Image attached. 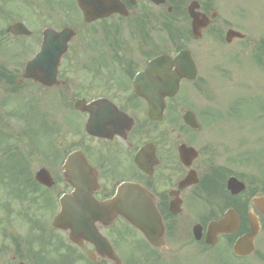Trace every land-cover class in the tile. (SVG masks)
<instances>
[{"label":"flooded vegetation","instance_id":"1","mask_svg":"<svg viewBox=\"0 0 264 264\" xmlns=\"http://www.w3.org/2000/svg\"><path fill=\"white\" fill-rule=\"evenodd\" d=\"M92 2H103L102 8L94 9L103 15L87 20L79 0H0V70L15 72L19 86L23 58L40 51L46 33L65 32L69 41L55 85L22 82H28L34 100L44 103L49 118L74 120L62 122L64 131L56 137L59 150L49 160L56 166L52 176L59 195L73 191L62 167L71 152L80 151L96 171L97 182L90 187L97 200L115 197L123 183L139 184L151 194L165 227L163 247H153L124 217H117L109 223H92L93 234L77 232V244L65 231L73 254L15 255V264H118L117 258L120 264H179V252L192 246L213 248L206 242L208 224L229 210L237 213L239 233L218 235L217 245L227 248L233 238L251 232L250 215L260 234L264 230V79L260 83L255 65L240 70L236 116L229 112L233 104L229 100L217 113L200 94L211 78L206 52L210 48L182 45L191 42V20L181 21L183 17L174 12L182 1L118 0L122 8L108 14L116 0ZM202 8L207 10L204 2ZM180 23H185V33L180 32ZM238 25L246 35L234 40L240 53L255 39L244 22ZM212 28L220 37L226 27L214 23L203 34ZM186 49L195 65L193 77L180 80L178 93L165 98L162 118L152 119L147 96L163 98L157 87L163 73L150 64L163 55L174 60ZM171 66L174 71V63ZM77 102L92 106L77 110ZM187 112L190 123L184 120ZM89 122L92 132L87 130ZM231 178L245 185L242 192L232 193ZM196 224L202 226L200 240L193 232ZM133 234L143 251L137 246L138 253H133ZM185 256L189 262L201 258ZM216 259L226 262L223 255Z\"/></svg>","mask_w":264,"mask_h":264},{"label":"rangeland","instance_id":"2","mask_svg":"<svg viewBox=\"0 0 264 264\" xmlns=\"http://www.w3.org/2000/svg\"><path fill=\"white\" fill-rule=\"evenodd\" d=\"M184 1V0H178ZM189 1V0H188ZM204 2H211L212 8L216 10L219 14L218 23L221 24L223 22H229V24H237L244 22L247 26L248 30L252 32L254 37L264 38V0H201ZM188 2H184L181 6V10L177 13L185 15L186 8ZM242 19L253 20L251 23L245 22ZM182 24L181 29L184 31V25ZM192 46H202L210 48V50L206 51L208 54L209 68L211 71V78L209 83L206 85L204 91L201 90V99L203 101L206 100V103L210 106L211 110H216L220 112L222 110L223 102L225 100H229L231 105L230 111L233 116H236L237 113V104L238 99H233L234 91L236 89L239 75L238 69L243 64H252L254 63L253 58L256 62H258L255 58V52L253 47H250L241 52L239 56L237 54V44L227 46L224 42L222 43L218 39L215 38V33L206 34V39L201 44H191ZM225 56L226 61L223 62L221 57ZM27 58L24 57L22 62H24ZM243 60V64L241 63ZM256 63V66L260 69L261 66ZM256 76L258 77L260 83L261 80L264 79V72H256ZM32 89V88H31ZM30 87L28 82H25L22 86L16 87L15 85L10 84L6 79H0V135L2 139V143H0V171L1 169L6 170L4 174V178L0 176V200L3 202L11 203L12 210L14 209V214H9L8 210H3L0 207V229L2 235L0 236V254L3 256L5 261H10L5 264H15V260L12 258L15 256L16 250L20 249L21 251H17L19 256L26 257L29 256V253H32L31 248L40 251L41 245L40 241L36 243H32L31 239L33 237L40 238L42 235L38 231H31L30 222L24 221L19 215L18 211L21 209H28V212L34 214L35 212L41 216L40 219L48 228L52 221L53 215L58 210L57 203V187L51 191H45L42 189L33 190L32 194L39 195L41 199H45L44 197H49L54 203L55 207L50 208L47 211L37 210V204H30L28 200L16 199L15 188L18 187L19 181L15 180V150L19 152L26 153L32 145L35 146L36 141H34L37 137H39V142L41 143L43 151L35 152V155L31 157L33 160L30 174L33 176L37 169L44 166L50 169L53 174H55L56 166H47V150L49 145V150L52 152L56 147L55 139L51 132L46 131V124L49 131V126L53 128H57L53 125V118L49 120L43 118L42 116H37L34 122L39 123V128L43 129L39 131L37 137L31 138V134L28 132L31 130L32 125L27 123L25 119L27 117H32L30 114V107L28 105L29 95H30ZM16 90V91H15ZM228 93L225 95V92ZM228 95V96H227ZM17 97H19L18 100ZM19 112V113H18ZM33 118V117H32ZM56 120V119H55ZM62 121V119H61ZM72 121V118L70 119ZM74 121V120H73ZM72 121V122H73ZM45 122V124H44ZM63 122V121H62ZM50 124V125H49ZM58 124V121H57ZM217 126V124H216ZM53 131V130H52ZM56 131V130H55ZM54 132V131H53ZM218 138L220 136L218 135ZM18 146V148L16 146ZM47 145V146H46ZM51 146V147H50ZM53 146V148H52ZM18 149V150H17ZM30 151H28L29 154ZM27 155V154H26ZM1 175V173H0ZM12 199H14L12 201ZM43 202L42 200H40ZM14 206H13V204ZM31 205V207H28ZM25 207V208H24ZM40 207V206H39ZM10 208V210H11ZM30 208V209H29ZM12 212V211H11ZM49 235H53L56 240L57 237L63 239V236L59 232H51L49 231ZM40 234V235H38ZM15 236L19 239L20 247L15 244ZM47 237V235H46ZM18 249H16V247ZM192 246L188 251L179 252L178 262L179 264H236L237 260L232 259L231 251L226 252L225 256L227 257L228 262L222 263L216 259L217 253H223V250L220 251L221 248H214L210 250H206L204 248H193ZM223 247V246H222ZM256 252L252 257L246 258L249 262H244V264H264V230L258 235L256 239ZM193 254L198 255L202 259H194L193 262H189L191 259L186 258L185 255L192 256ZM224 254V253H223ZM22 258V257H21ZM12 261V262H11ZM4 264V263H3ZM167 264V263H163ZM168 264H174L172 262ZM243 264V263H237Z\"/></svg>","mask_w":264,"mask_h":264},{"label":"water","instance_id":"3","mask_svg":"<svg viewBox=\"0 0 264 264\" xmlns=\"http://www.w3.org/2000/svg\"><path fill=\"white\" fill-rule=\"evenodd\" d=\"M197 7H199V5L195 2L189 5V13L194 19L193 26L196 35H198L197 31H199L200 27H202L204 21L203 15L195 11ZM86 14L89 16L90 12ZM235 34L236 33L234 31H229L227 39L230 41V39H232ZM45 56V54H40L37 59L27 66L25 77H34L38 81L48 83L52 81L50 78L53 79V77H48L45 74L47 70H42L40 67V63H42ZM54 57H56V55H54ZM54 62H57V60L54 59ZM52 71L54 72V69ZM176 84L177 80L173 86V89L172 86H168V89L173 91L174 88H176ZM69 159L70 160L68 161L67 167L69 170L74 171L73 176L79 174L80 170L83 169L82 175L74 176L73 180H71L76 190L79 191L83 188L86 181L92 180L91 176L89 178L90 170L86 167V163L82 161L83 158L78 157L77 154L71 155ZM78 159L83 163H78ZM79 164H82L83 168H81ZM36 178L41 183H44L48 186L52 185L49 174L44 169L37 173ZM70 198L71 199H68L67 197L61 198L63 213L55 223V226L57 227L64 226L63 217L68 215L72 219V222H70L68 226L64 227H70L73 231H76V229H79L80 227L78 222L82 223L76 218L80 219L82 217L92 216L94 219H97L100 216V208H102L103 211L121 213L130 222H132V224L141 229L149 239H152L153 236L155 237L157 233H161L163 229L162 225L159 223L158 216L151 209H147L151 207V205L146 200L145 193L140 187H123V189L120 190V194L117 198L105 203L104 205H100L99 209H97V207L94 205L96 202L91 201L88 198L79 195H74ZM234 223L236 224V221L234 220L232 213H230L227 214L226 218L220 222H215L211 225L213 228H215V231L220 232L231 227ZM252 228V234L246 235L236 242L234 246V252L236 254L248 255L253 251L252 247L254 236L257 233V225H255L253 222ZM210 241L211 243H215L214 239H211Z\"/></svg>","mask_w":264,"mask_h":264}]
</instances>
